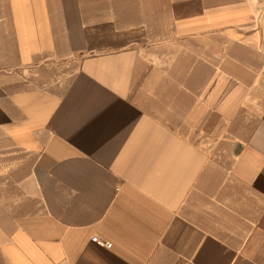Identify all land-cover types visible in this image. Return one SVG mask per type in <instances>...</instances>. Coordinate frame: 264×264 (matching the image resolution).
<instances>
[{
	"label": "crops",
	"instance_id": "1",
	"mask_svg": "<svg viewBox=\"0 0 264 264\" xmlns=\"http://www.w3.org/2000/svg\"><path fill=\"white\" fill-rule=\"evenodd\" d=\"M0 264H264V0H0Z\"/></svg>",
	"mask_w": 264,
	"mask_h": 264
},
{
	"label": "built area",
	"instance_id": "2",
	"mask_svg": "<svg viewBox=\"0 0 264 264\" xmlns=\"http://www.w3.org/2000/svg\"><path fill=\"white\" fill-rule=\"evenodd\" d=\"M93 240H94L95 242H98V243H100V244H103V243L101 242V240L99 239V237H94ZM106 246H107L108 248H111V247H112V244H107Z\"/></svg>",
	"mask_w": 264,
	"mask_h": 264
}]
</instances>
